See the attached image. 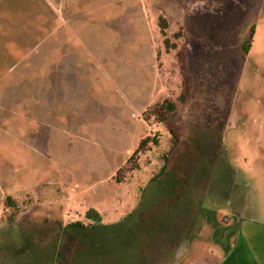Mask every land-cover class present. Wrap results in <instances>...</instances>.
Here are the masks:
<instances>
[{"label": "rangeland", "instance_id": "374dc122", "mask_svg": "<svg viewBox=\"0 0 264 264\" xmlns=\"http://www.w3.org/2000/svg\"><path fill=\"white\" fill-rule=\"evenodd\" d=\"M79 8L86 22L82 40L106 59L86 68L91 83L98 81L99 114L88 103H73L65 84L51 82L48 7L39 0H0V264L172 263L170 257L162 263L159 251L140 240L151 195L145 175L158 174L162 155L172 153L170 131L178 140L204 133L197 139L216 153L214 182L224 178L233 188L224 197L212 190L196 195L192 212L206 227L187 235L191 255L175 263L217 264L225 245L215 238L224 234L229 244L236 234L244 189H264V0L72 3ZM161 17L177 44L170 53L162 44ZM195 17L199 35L190 22ZM196 71L215 84L216 103L207 109L216 114L203 115L208 124L209 117L219 119L212 129L187 130L177 122L192 121L183 108L177 116L157 108L167 96L178 101L194 89ZM136 96L155 98L151 111L161 116L149 124ZM139 137L151 139L153 152L133 158ZM124 167L126 181L118 184ZM171 170L173 178L181 174L175 164ZM89 210L101 215L103 226H73L89 227Z\"/></svg>", "mask_w": 264, "mask_h": 264}, {"label": "crops", "instance_id": "0c3cea01", "mask_svg": "<svg viewBox=\"0 0 264 264\" xmlns=\"http://www.w3.org/2000/svg\"><path fill=\"white\" fill-rule=\"evenodd\" d=\"M40 1L48 7L50 18L48 38L50 42L51 82L53 85L57 83L62 89L63 84H65L67 96L72 99L73 103H88V108L94 109L99 114L101 102L95 97V93L98 94L99 91L98 81L95 85L94 82L91 83L93 80L92 78L89 80L90 72L86 68L90 62L101 63V60L106 62V59L100 52L97 54L94 51L95 47L92 44L82 40V37L86 35L82 32L86 22L83 20L80 8L72 9V3L81 4L84 0ZM190 22H194V29L199 35L201 30L200 18L195 17ZM75 26L78 30H75ZM207 49L212 50V45ZM212 61V57H209L208 65L210 67ZM202 80L203 76H200L196 71L194 89L185 91L186 93L178 101L167 96L163 102L162 108L164 110L169 104L175 106V110L171 112L174 116L179 115L182 108L188 114V118L192 116V121H188V119L177 121L178 123L182 122L187 130L212 129L214 124L218 126L217 124L220 123L217 117H209L210 122L208 124L206 123L207 116L203 117L205 114H216V111L211 108L207 109V107L212 102L215 104L217 97L216 95L211 97L212 91L209 92V95L202 91L199 86ZM143 98L136 96L138 109L144 115L155 106L156 102H154L155 98L153 97L145 100ZM180 102L184 105L180 106ZM114 116L117 123L124 122L120 116L116 117L115 114ZM154 118L155 116L150 117L148 123L150 124ZM157 123L166 124L164 121L158 120ZM197 138L202 142L199 132H195L191 140H187V137L180 138L177 145L173 146L169 157L165 154L162 155L164 165L158 174L145 175L148 183L146 189H151L149 192L151 195L147 199L144 214L142 213L140 217L147 229L146 233L140 234V240L145 241L147 248H152L157 253L159 251V255L156 256L162 258V263L164 259L169 257L173 258V262L170 264L180 263L183 257L190 256L187 235L190 233L201 234L206 227L204 217L196 216L192 212L195 202L198 201L196 195L208 194L212 190L215 194L218 191L224 197L230 189H233L227 179L222 178L221 181L214 182L216 171L211 169L210 164L216 153L214 155L206 151L202 153V143ZM137 139H139V143L144 140L141 137ZM148 152L152 153L153 150L147 148L140 156L146 157ZM193 155H199L198 159L195 160ZM140 156L137 157L138 161ZM174 164L176 171L181 172L175 178L170 173ZM183 178H188V180L183 181ZM204 178L206 180L203 181ZM125 181L118 184H123ZM202 185H204V189ZM242 200L240 221L233 224L236 234L230 235L229 244H227L228 240L224 234H217L215 238V241L225 245L224 247L220 246L222 254L217 264H264V189H244ZM167 262L169 264V260Z\"/></svg>", "mask_w": 264, "mask_h": 264}, {"label": "trees", "instance_id": "16d2710c", "mask_svg": "<svg viewBox=\"0 0 264 264\" xmlns=\"http://www.w3.org/2000/svg\"><path fill=\"white\" fill-rule=\"evenodd\" d=\"M159 27H160V33H161V36H162V39H163V42H162V44L164 45V49H165V52L166 53H170L172 50H175L176 48H177V44L176 43H174V42H172L170 39H168V37H167V33H166V30L168 29V23H167V21L163 18V17H161V19L159 20ZM180 36H181V33H178V34H176L175 35V39L177 40V39H179L180 38ZM243 50H244V53H245V42H244V44H243ZM211 76V78H213L212 77V75H210ZM199 86H200V88L202 89V91L204 92V93H206L207 95H209L210 93L209 92H213L212 94H210L211 95V97L213 96H215L216 94L214 93L215 91V84L213 83V79L211 80V81H207L206 79H205V77L203 76V80H202V82L201 83H199ZM157 108H162V106H157ZM163 109V108H162ZM162 109H159L160 111H163ZM175 110V106L173 105V104H169V105H167V108L165 109V111L166 112H172V111H174ZM156 112H154V111H151V110H148L144 115H143V117H144V119L147 121V122H149L150 120V117H153V116H155V118H158V117H160L161 116V114H159V112H157V110H155ZM158 121H161V120H159L158 119ZM225 122V121H224ZM223 122V123H224ZM171 132V134L173 135V139H174V146L175 145H177V141H178V139L176 138V135L172 132V131H170ZM204 134V133H203ZM202 134V137H201V139H203L204 137V135ZM221 135V134H220ZM151 142V139L150 138H147V139H145V140H143L141 143H140V145H139V148H138V150L136 151V153L134 154V156H133V158L134 157H136L137 155H139V154H141V153H143V152H145L146 150H147V148H148V144ZM153 144H156V141H153ZM221 145H223V136L221 135V138H220V142L216 145V147H217V151H220V149H221ZM203 147H205V149L203 148ZM202 150L205 152V150L207 149L206 148V145L205 144H203L202 143ZM207 152V151H206ZM132 158V159H133ZM127 167V166H126ZM126 167H124L123 169H121L120 170V172L118 173V175H117V177H116V180H117V183H122V182H124L125 180H126V178L127 177H124L123 176V173L126 171ZM133 170L132 169H129V173H131ZM128 172V171H127ZM7 202L9 203V204H11L12 206H15V203H14V201L13 200H11V199H8L7 200ZM85 218H86V220H88V221H90L91 223H90V226L89 227H85L84 225H83V223H75L73 226H75V227H77V228H86V229H93V230H95V229H97L98 227H100V226H103V224H102V217H101V215L97 212V211H95V210H89L86 214H85Z\"/></svg>", "mask_w": 264, "mask_h": 264}]
</instances>
